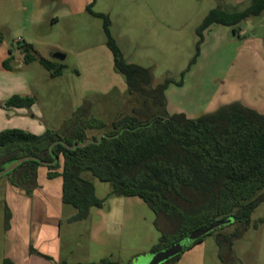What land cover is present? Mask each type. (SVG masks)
<instances>
[{"label": "rangeland", "instance_id": "rangeland-1", "mask_svg": "<svg viewBox=\"0 0 264 264\" xmlns=\"http://www.w3.org/2000/svg\"><path fill=\"white\" fill-rule=\"evenodd\" d=\"M91 1L0 0V129H21L36 135L47 131L71 133L78 126L76 114L81 109L88 112L93 125L87 129L85 139H95L108 133V128H98L99 122L110 125L139 106L140 98L129 93L125 76L115 66L104 20L86 11ZM251 2L95 0L93 9L108 17L125 59L151 68L159 82L166 76L180 80L196 54L200 40L197 29L212 9L221 6L229 12L242 11ZM241 28L236 34L231 27L222 25L205 31L201 54L184 85H170L166 92L170 114L198 118L237 99L264 110V13L247 19ZM24 44L33 46L35 60L25 62ZM57 53L65 59L56 58ZM11 57L8 70L3 62ZM41 59L52 61L61 73L55 75L54 69L40 63ZM14 95L32 97L35 104L30 108H6L5 102ZM13 174L0 177V264L7 258L12 241H16L9 233L5 205L6 187L13 184ZM93 182L104 206L92 209L86 220L74 222L71 219L77 210L64 204L59 239L61 262L91 264L108 260L137 264L156 252L161 234L149 206L139 197H108L111 184L98 179ZM211 229L197 236L215 230ZM240 229L238 223L227 220L220 232L231 235ZM217 235L218 232L205 236L201 245L182 254L197 248L195 253L204 255V264H225L218 257ZM230 260L231 264H264V204L234 241Z\"/></svg>", "mask_w": 264, "mask_h": 264}, {"label": "trees", "instance_id": "trees-1", "mask_svg": "<svg viewBox=\"0 0 264 264\" xmlns=\"http://www.w3.org/2000/svg\"><path fill=\"white\" fill-rule=\"evenodd\" d=\"M95 0L86 7L91 15L104 20L107 46L113 53L117 70L126 78L128 91L140 98L132 113L112 123L99 122L98 128H108L107 137L74 150L58 143L53 153L58 157L55 165L44 166L37 161H26L14 171L12 182L26 195L32 196L38 188V169L46 167L48 177L63 179L64 204L77 212L72 221L86 220L92 209H102L104 200L96 196L93 180L111 184L108 197H139L155 213V227L161 234L154 251H159L205 226L232 218L242 228L231 235L218 232L219 257L231 264L230 255L236 239L248 228L253 213L264 204V113L241 101L221 105L198 118L185 113L170 114L166 92L170 85L183 86L187 73L201 54L205 31L213 25L231 27L233 33L241 30L244 21L264 13V0H252L242 11L229 12L221 6L212 9L197 29L200 40L197 51L179 81L166 76L156 82L151 68L129 63L111 31L108 17L94 11ZM25 62L36 57L33 46L24 44ZM12 57L3 62L11 69ZM54 74L61 73L52 61L41 59ZM32 97L14 95L4 104L6 108H30ZM78 126L71 133L47 131L36 135L21 129L0 132V170L24 156H36L52 162L50 147L57 141L75 146L86 138L93 125L88 112H77ZM97 139V138H95ZM62 169L59 172V169ZM11 219L8 211L6 220ZM207 234V235H209ZM205 235V236H207ZM199 238L191 247L202 243ZM31 253L52 261L50 256L35 249ZM176 255L163 264H173ZM3 264H14L5 259ZM59 264H65L60 262ZM91 264H116L102 260Z\"/></svg>", "mask_w": 264, "mask_h": 264}, {"label": "crops", "instance_id": "crops-1", "mask_svg": "<svg viewBox=\"0 0 264 264\" xmlns=\"http://www.w3.org/2000/svg\"><path fill=\"white\" fill-rule=\"evenodd\" d=\"M247 106L264 113V110ZM2 130L0 129V132ZM48 172L46 167L38 169V188L32 196L26 195L22 189L13 184L9 183L6 187L5 205L11 213L9 233L16 237L6 257L14 264H59L61 262L59 239L61 211L64 207L63 179L61 176L50 179ZM6 206H4L5 214ZM32 248L41 254L50 256L53 260L32 254ZM196 249L193 250L194 252H189L190 254H182L173 264H204L202 260L204 255L201 257L202 254H196Z\"/></svg>", "mask_w": 264, "mask_h": 264}, {"label": "water", "instance_id": "water-1", "mask_svg": "<svg viewBox=\"0 0 264 264\" xmlns=\"http://www.w3.org/2000/svg\"><path fill=\"white\" fill-rule=\"evenodd\" d=\"M55 57L58 58V59H62V60L65 59V56L62 55V54H60V53L55 54ZM103 137H107L106 134H99L98 137H97V139H85L84 141L79 142L75 146H70L68 143H66L65 141H62V140L57 141V142H55L50 147L51 155H52V157L54 159L52 162L43 161L39 157H36V156H24V157H20V158L14 160L13 162L9 163L2 170H0V177L5 176V175L11 173L19 165H21L22 163H24L26 161H37V162H40L44 166L55 165L58 162V157L55 156V154L52 151H53V148L55 147V145H57L58 143L63 144L68 149L74 150V149H76L78 147L88 146L89 144H92V143H99L102 140ZM229 220H232V218H230ZM226 222L227 221L216 222V223H213L211 225L205 226V227H203V228H201L199 230H196V231L188 234L187 236L183 237L179 241L173 243L172 245H170V246H168L166 248H163V249H161L159 251L153 252L152 254H150L148 256H145L137 264H163L166 261L170 260L171 258L175 257L176 255L183 253L194 242H196L199 238L203 237V235L202 236H197V233L198 232H200L202 230H206L208 228H212L210 230V231H212V230H214V229L222 226Z\"/></svg>", "mask_w": 264, "mask_h": 264}]
</instances>
